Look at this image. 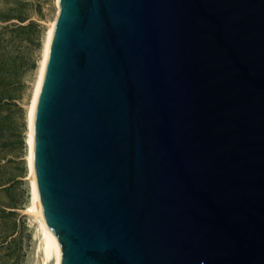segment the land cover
Listing matches in <instances>:
<instances>
[{"label": "water", "instance_id": "obj_1", "mask_svg": "<svg viewBox=\"0 0 264 264\" xmlns=\"http://www.w3.org/2000/svg\"><path fill=\"white\" fill-rule=\"evenodd\" d=\"M33 161L60 264H264V0H58Z\"/></svg>", "mask_w": 264, "mask_h": 264}, {"label": "rangeland", "instance_id": "obj_2", "mask_svg": "<svg viewBox=\"0 0 264 264\" xmlns=\"http://www.w3.org/2000/svg\"><path fill=\"white\" fill-rule=\"evenodd\" d=\"M55 15L56 0H0V264L46 261L29 211L26 137L43 42Z\"/></svg>", "mask_w": 264, "mask_h": 264}, {"label": "bare ground", "instance_id": "obj_3", "mask_svg": "<svg viewBox=\"0 0 264 264\" xmlns=\"http://www.w3.org/2000/svg\"><path fill=\"white\" fill-rule=\"evenodd\" d=\"M58 9H59V4H58V0H56V15H57ZM55 17L49 23L48 29L46 31V35L44 38L42 57H41L40 65L38 68L37 78L35 80V84L33 88V96H32V99L29 105L28 116H27V123H28V130H27V137H26V143L28 146L27 162H28V170H29L28 179L30 181V187H31V199H30L29 211L33 214V217L35 218L38 224V231L41 235V238H40L42 241L41 246H42L44 257L46 260L42 264H47L50 258L54 260V264H60V259H61V248H60L58 238L55 234H53V232L49 228V225L45 218L44 208H43V204L40 199L38 186L36 182V175H35V168H34V161H33L34 107H35L36 98L38 95V91L40 88V84L42 81V77H43V73H44V69H45V65L47 61L49 44H50V39H51V35L53 32V28H54Z\"/></svg>", "mask_w": 264, "mask_h": 264}]
</instances>
